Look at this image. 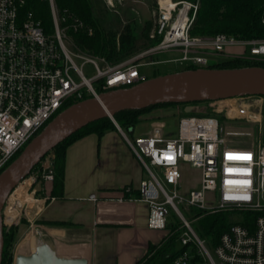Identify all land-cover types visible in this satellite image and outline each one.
Instances as JSON below:
<instances>
[{
	"label": "built area",
	"instance_id": "1",
	"mask_svg": "<svg viewBox=\"0 0 264 264\" xmlns=\"http://www.w3.org/2000/svg\"><path fill=\"white\" fill-rule=\"evenodd\" d=\"M40 1L50 8L53 33H47L34 11L26 9L27 0H0V174L70 103L146 80L140 68L147 64L136 62L144 55L112 64L80 49L74 35L92 37L94 28L61 9L56 0ZM159 6L155 34L162 40L149 52L182 53L180 59L168 62L204 69L211 66L209 55L264 61V39L192 36L199 2L178 0L173 7L160 2ZM88 64L95 70L92 77L84 71ZM230 100L235 103L227 104ZM209 107L211 115L183 116L174 137L156 126L152 134L129 141L148 173L135 200L147 205L148 226L153 230L168 228L170 209L179 217V241L187 249L174 264H264V97L212 101ZM51 160V154L41 160L34 182H55ZM187 164L200 170L201 182L200 188L184 195L182 167ZM207 193L216 197L215 206L206 204ZM47 199H40L43 205ZM193 208L250 216H243L221 235L213 256L184 214Z\"/></svg>",
	"mask_w": 264,
	"mask_h": 264
},
{
	"label": "crops",
	"instance_id": "2",
	"mask_svg": "<svg viewBox=\"0 0 264 264\" xmlns=\"http://www.w3.org/2000/svg\"><path fill=\"white\" fill-rule=\"evenodd\" d=\"M134 128L128 130L132 133ZM129 141L119 126L71 144L60 157L59 191L52 194L54 183L49 185V199L39 214V221L48 230L46 237L54 244L57 236L70 247L86 245L89 264H137L150 244L160 243L169 234L172 225L168 220L166 229L149 228L148 207L135 200L148 173ZM55 222L66 225L58 228L52 225ZM71 232L81 243L64 240ZM72 251L67 253L82 255Z\"/></svg>",
	"mask_w": 264,
	"mask_h": 264
},
{
	"label": "trees",
	"instance_id": "3",
	"mask_svg": "<svg viewBox=\"0 0 264 264\" xmlns=\"http://www.w3.org/2000/svg\"><path fill=\"white\" fill-rule=\"evenodd\" d=\"M183 1L192 3L199 2L196 18L190 30L192 36L225 34L238 39H264V0ZM56 2L61 9H68L69 11L75 13L84 22L94 28L95 33L92 37L86 36L83 33L74 35L77 46L80 49L88 50L94 56L105 57L109 62H112L119 53L116 51L117 43L125 53L131 49L130 47L132 45L131 43L134 38V34L130 33V26H125L122 31L115 29L112 32L114 37L112 38L109 36L110 34L108 30H111L113 23L111 20L108 22L106 21V11L98 9L100 0H56ZM26 9L34 11L37 19L41 20L42 26L47 33L53 29L52 15L48 4L43 3L40 0H27ZM114 21L118 23V17H115ZM117 34L119 35V38H116ZM161 40L162 36H157L155 42L156 45H158ZM251 67L264 68V61L227 58L224 62H218L209 66V69L232 70ZM195 69L197 68H186L187 71ZM154 77L158 76L154 74ZM209 102L176 101L173 102L172 105L182 106L183 116H194L196 106L200 104H208ZM74 104L75 103H70L66 109ZM189 105L193 107V110L190 114H186L185 109ZM139 112L140 111H136L135 109L127 110L116 114L114 119L122 129L127 130L130 127H135L141 122L139 119ZM204 115L208 114L205 113ZM44 128L39 131L34 138L38 136ZM116 129L117 126L111 118H103L79 130L53 150L54 154L52 165L56 170L57 176L53 185L52 194L58 193L59 191L60 157L66 153L68 147L75 141L90 134H97L101 136ZM33 139H31L28 143H30ZM28 143L12 157L8 166H10L21 155ZM39 168L40 164L35 166L30 174L37 172ZM232 213L236 214L240 212L234 211ZM242 214H244L243 216H250L247 213ZM191 215H193V219H197V224H195V227L193 226L194 230L201 239L208 242V245L211 248L218 245L221 235L233 224L230 218L232 216L231 213L226 211L204 212L194 208L191 209ZM52 225L56 227H63L66 224L64 222H55ZM13 230V228H10L6 232L5 229V248L3 250L2 264L5 263L6 255L8 254L7 249L9 245L7 242L12 240L14 235ZM181 233V227L178 229L174 226L171 229V232L160 243L150 244L147 253L140 261L137 262V264H174L175 258L187 249L186 247H182L181 250L178 249V245L181 244L179 241ZM12 259L13 257L11 255L8 264H12Z\"/></svg>",
	"mask_w": 264,
	"mask_h": 264
},
{
	"label": "rangeland",
	"instance_id": "4",
	"mask_svg": "<svg viewBox=\"0 0 264 264\" xmlns=\"http://www.w3.org/2000/svg\"><path fill=\"white\" fill-rule=\"evenodd\" d=\"M178 0H174L177 2ZM180 1V0H179ZM183 1V0H182ZM159 0H100V4L98 5V9H103L107 12L106 21H112L111 30L109 31V36L114 37L112 32L115 29H122L125 26H130V33L134 34V38L132 40L131 49L125 53L122 51L121 47H119L117 43L116 51L119 52L116 58L110 62L112 64H121L128 60L138 59L136 62L140 64H147L140 68L141 74L146 77L147 79L154 78V74L156 76H162L178 72L187 71V66L185 64L175 63V62H168L173 59H180L182 57V53L177 51H170V52H160V53H153L149 52L152 48L156 45L157 35L155 34L156 31V23L158 21V16L160 13V6ZM118 17V23L114 21V18ZM119 27V28H118ZM53 28V27H52ZM54 28L50 30L49 33H53ZM116 38H119L117 34ZM151 40V41H150ZM153 40V41H152ZM236 51L235 49H232ZM99 57V56H96ZM208 58L210 59V65H213L218 62H224L227 59L224 55L214 56L209 55ZM245 59V58H240ZM247 60V59H246ZM81 63V62H80ZM85 74L87 77H92L95 74V70L92 65L88 64L84 68ZM173 102L176 101H167L155 104H149L142 107L135 108L136 111L139 112V119L140 123L134 127V132L131 133L128 129L125 130L126 136L131 140H135L136 137L140 135H145L149 132H153L154 128L157 126L162 127L164 133L168 137H174L178 133V123L179 120L183 117V107L182 106H174L172 105ZM235 102H227V104H233ZM188 107H191L189 105ZM211 115V108L208 104H200L196 106L195 109V116L204 115V114ZM116 124H118L115 119H112ZM129 128V129H130ZM233 141H246L247 138H232ZM53 156V151L50 152ZM41 169V166L39 170ZM38 170V171H39ZM37 171V172H38ZM37 172L29 174L24 180H22L17 187L13 190L10 196L7 198L4 209H3V217L5 223V229L13 228V237L12 240L8 241L7 244L8 254L6 255V260L4 264H8L10 256L12 255V264H15L16 257L18 255H30L33 251V247H37L41 241L46 238L45 232L48 231L45 228V225L42 221H39V215L37 216V211L40 210L43 206L42 203L34 202V203H27L25 202L22 207L14 205V199L17 198L19 195L23 193V189L27 196H31L34 200H40L47 197L51 192V185L50 183H44L41 180H37L34 182L35 175ZM182 185L180 188V192L184 195H188L192 190H197L200 188L201 182V172L197 168L191 167L189 164L184 165L182 167ZM23 186V189L15 193V190L19 187ZM25 187V188H24ZM14 194L13 197H11ZM10 198V201H9ZM9 201V202H8ZM218 203L216 197L212 193L206 194V204L207 205H216ZM16 206V207H15ZM13 208L15 210L18 209V215L13 220V222L8 221V216L5 215V210ZM194 209V208H193ZM196 209V208H195ZM234 212V211H233ZM231 213V222L235 223L243 219L244 214ZM185 216L193 221V226L197 224V219H193V215H191V210L186 213L184 212ZM168 220L171 222L170 229L167 230V233L171 232V229L175 226L180 229L181 222L179 217L176 213L170 209V215L168 216ZM10 224H8V223ZM65 227V226H64ZM69 227V226H66ZM76 226L72 227L75 228ZM60 228V227H58ZM64 229L63 227H61ZM62 232V231H61ZM75 233H69L68 236L64 238V240L70 244H78L81 241H77L74 238ZM208 244V242L206 241ZM5 244V241H4ZM55 245L56 242H55ZM208 249L210 250L211 254L214 256V250L209 246ZM5 248V245H4ZM55 248V247H54ZM178 249H182V245H178ZM56 250V249H55Z\"/></svg>",
	"mask_w": 264,
	"mask_h": 264
},
{
	"label": "water",
	"instance_id": "5",
	"mask_svg": "<svg viewBox=\"0 0 264 264\" xmlns=\"http://www.w3.org/2000/svg\"><path fill=\"white\" fill-rule=\"evenodd\" d=\"M187 93H195V97L186 101L174 99ZM246 96L264 97V68H204L166 74L83 100L61 112L0 174V264L5 233L3 209L7 198L46 155L79 130L103 118L114 119L118 113L149 104L167 101L212 102ZM192 110V106L187 107L185 113L190 114ZM116 126L119 127L118 124ZM15 264H89V261L86 258H61L45 238L32 254L18 255Z\"/></svg>",
	"mask_w": 264,
	"mask_h": 264
},
{
	"label": "bare ground",
	"instance_id": "6",
	"mask_svg": "<svg viewBox=\"0 0 264 264\" xmlns=\"http://www.w3.org/2000/svg\"><path fill=\"white\" fill-rule=\"evenodd\" d=\"M160 1V4L164 7H173L175 2L173 0H159ZM195 97V93H187V94H182V95H178L176 96L174 99L175 100H182V101H186V100H190L192 98ZM229 102H233L232 100H230ZM25 188V187H24ZM21 189H23V186H19L15 192V193H18V191H20ZM24 191H26L25 189H23ZM23 191V193L21 195H19L17 198L14 199V205L16 206H19V207H22V205H24L25 202L27 203H34V202H38L39 203H42V200H34L31 196H27V194ZM14 194L11 196L13 197ZM15 206V207H16ZM18 209L15 210L13 208L10 207V209H6L5 210V215L8 216V221H12L17 217L18 215ZM8 223V222H7ZM10 224V223H8ZM48 235V234H47ZM56 237V244H54L53 240L46 237V239L51 242V244L55 247L58 255L61 257V258H64V259H71V258H85L87 253H88V247L86 245H81V246H78V247H70L68 245H66L63 241V239H59L57 236H54ZM70 248H74V249H70ZM77 248V249H76ZM36 249V247H33V251ZM71 250H73L72 252L73 253H77L78 251L82 252V255L81 256H74V255H70L69 253L67 252H70ZM32 254V253H31Z\"/></svg>",
	"mask_w": 264,
	"mask_h": 264
}]
</instances>
